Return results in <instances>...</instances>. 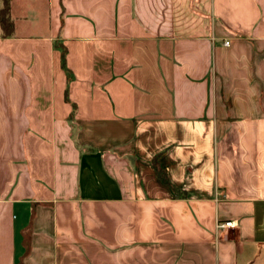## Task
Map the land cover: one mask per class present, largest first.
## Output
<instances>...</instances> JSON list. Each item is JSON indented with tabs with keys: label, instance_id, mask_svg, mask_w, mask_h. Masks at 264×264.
<instances>
[{
	"label": "crops",
	"instance_id": "obj_1",
	"mask_svg": "<svg viewBox=\"0 0 264 264\" xmlns=\"http://www.w3.org/2000/svg\"><path fill=\"white\" fill-rule=\"evenodd\" d=\"M10 19L0 264H264V0H10Z\"/></svg>",
	"mask_w": 264,
	"mask_h": 264
},
{
	"label": "trees",
	"instance_id": "obj_2",
	"mask_svg": "<svg viewBox=\"0 0 264 264\" xmlns=\"http://www.w3.org/2000/svg\"><path fill=\"white\" fill-rule=\"evenodd\" d=\"M2 1V8L0 9V27L3 31L4 36H10L13 32V23L10 19V0H0ZM60 49L61 53V66L64 69V71L67 74V77L69 79L70 75L68 73V70L66 69L65 65V56H66V50L64 47H58ZM67 99V95H65ZM153 167L156 173L157 178L166 186H168L176 195L179 197H185L186 195L184 193L177 192L168 182L166 176L163 174V172L160 170L158 165L156 164V161L153 162Z\"/></svg>",
	"mask_w": 264,
	"mask_h": 264
},
{
	"label": "built area",
	"instance_id": "obj_3",
	"mask_svg": "<svg viewBox=\"0 0 264 264\" xmlns=\"http://www.w3.org/2000/svg\"><path fill=\"white\" fill-rule=\"evenodd\" d=\"M224 45L227 46L228 43L225 42ZM235 226H236V225H235L234 222H224V223H218V224L216 225V228L222 230V229H226V228H233V227H235Z\"/></svg>",
	"mask_w": 264,
	"mask_h": 264
}]
</instances>
